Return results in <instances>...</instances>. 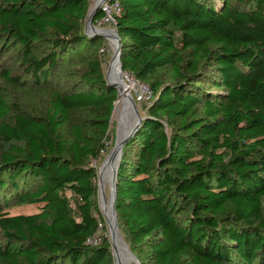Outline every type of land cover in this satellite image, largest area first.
<instances>
[{"label": "trees", "instance_id": "16d2710c", "mask_svg": "<svg viewBox=\"0 0 264 264\" xmlns=\"http://www.w3.org/2000/svg\"><path fill=\"white\" fill-rule=\"evenodd\" d=\"M90 1L0 0V264H114L93 163L118 93ZM115 1L122 74L153 92L117 172L125 243L139 264H264V0Z\"/></svg>", "mask_w": 264, "mask_h": 264}, {"label": "bare ground", "instance_id": "6f19581e", "mask_svg": "<svg viewBox=\"0 0 264 264\" xmlns=\"http://www.w3.org/2000/svg\"><path fill=\"white\" fill-rule=\"evenodd\" d=\"M101 30H102L101 33H105V34L110 33L112 36V32L109 31V29L105 28V29H101ZM106 40L109 43V45L112 47V49H114L113 37H111L110 39H106ZM111 60H112V58H111ZM109 73H110V75H109ZM107 75H108L109 82L116 85L118 88V100L115 103V108H116V104H117V109L119 110L118 112H120L123 109L122 105L125 104V106L127 107L128 111H129V113H127V115L129 116L128 119L126 120V122L122 121V124L120 126V137H118V135H117V141H116L115 149H118L119 142L121 140L122 135L124 134V132L126 130H128L130 128L131 124L135 120V111H134V108L131 106V103H130L131 94L126 89L124 81L120 77L121 73H118L116 65L114 62L110 63L109 71H108ZM125 78L127 79V82L130 85V90H131L133 87V82L131 80H129V78L127 76H125ZM120 99H122L123 101H120ZM123 112L124 113L127 112L126 108L123 109ZM112 153L113 152L111 151V153L108 155V157L104 161L103 165L101 166V168H100L101 170H99V172L101 171L100 173H101L102 188H103V182H105V179H107V177H109V183L111 186L113 183L112 182V176H113L114 167L117 166L118 154L116 151L114 154H112ZM100 173H99V177H100ZM104 202L105 201L102 200L101 210H102L103 214L105 215L107 221L109 222V225H108L109 238H110V234H112V238H110V244H111L112 248L117 251V259H118L119 263L120 264H128V262L126 260V250H127L128 254H129V250H128L127 245L124 242L123 236L119 230L118 222L114 221L113 213H112V199L108 205V209L106 212L103 210V206H102V204ZM129 256L133 259V262L135 264V260H134L133 256L131 254H129Z\"/></svg>", "mask_w": 264, "mask_h": 264}, {"label": "rangeland", "instance_id": "374dc122", "mask_svg": "<svg viewBox=\"0 0 264 264\" xmlns=\"http://www.w3.org/2000/svg\"><path fill=\"white\" fill-rule=\"evenodd\" d=\"M93 1L94 0L90 1V5L89 6L92 5ZM105 41H106V47L108 49H107L106 55L104 57L105 58V60H104L105 61L104 73H105V78L107 79V74H108V71H109V65L111 63V58H112V55H113V49L109 45V43L107 42L106 39H105ZM108 52H110L109 55H108ZM109 75H110V73H109ZM125 76H127V75H125ZM125 76L123 74L120 75V77L124 81L126 89L131 94V98L134 100V97H135L134 86L130 90V85L128 84L127 79L125 78ZM127 77L132 82L134 81V79L132 77H130V76H127ZM120 101H123V100L120 99ZM135 104H136V102H135ZM122 108L123 109L126 108L127 112L124 113L123 109L120 112H118L119 110L117 109V104H116V108L114 109L113 116L111 118L112 120H111V124H110V133H109L110 141L107 143V150L105 152H103L101 154V157L97 161H95L93 163V166L97 170V180H96V182H97L96 184H97V188H98L97 199H98V203H99L100 212L102 214L104 223L106 225V230H107L106 234L108 236L109 242H110V238H109L108 224H107V221H106V217H105V215L103 214V212L101 210L102 197H101L100 192H99L100 191L99 190V185L102 186V184H101V174H100V177H99V170H100L101 166L103 165L104 161L106 160V158L108 157V155L114 149V147L116 145V141H117V135H118V137H120V126L122 124V121L126 122V120L129 117L127 115V113H129V111H128L127 107L125 106V104L122 105ZM136 108H137V111H138L139 115L141 117H143V115L145 114V110L141 106H139L137 104H136ZM102 189L104 190V201H105L102 204V206H103V210L106 212L107 209H108V205H109V203L111 201V193H112L111 185L109 183V177H107V179H105V182H103V188ZM263 204H264V200H263ZM36 211H37L36 207L28 206V205L12 206L10 209H8V213L11 216H14V215H29V214L35 213ZM2 242H3V239H2V237L0 235V245L2 244ZM110 246H111V244H110ZM111 250H112L113 257H114V252H113L112 246H111ZM126 260H127L128 264H134L133 259L129 256L127 250H126Z\"/></svg>", "mask_w": 264, "mask_h": 264}, {"label": "water", "instance_id": "95a60500", "mask_svg": "<svg viewBox=\"0 0 264 264\" xmlns=\"http://www.w3.org/2000/svg\"><path fill=\"white\" fill-rule=\"evenodd\" d=\"M106 2H111V0H94L93 1L92 5L88 9L87 17H86V20H85L84 30H85L86 34H94V35L98 36L99 38H103V39H110L111 37H113V39H114V49H113V55H112L111 63L114 62L115 65H116L118 73L122 74V66H121V63H120L121 45H120V40H119V37L117 35L116 29L115 28L114 29H109V31L112 32V36H111L110 33L109 34L101 33L102 30L97 28L94 25V23H93V19H94L95 13L97 11H99L101 9V6L104 3H106ZM106 83L109 86H111L113 89L117 90V93H118L117 86L109 82L108 75H107ZM130 103H131V106L134 108V111H135V120L131 124L130 128L128 130H126L124 132V134L122 135L121 140L119 142L118 149H115V147H116V145H115L114 149L112 150V152H113L112 154H114L115 151L118 154V159H117L118 162H117V166L114 167L113 176H112V182L113 183H112V186H111V189H112V193H111L112 213H113L114 221H117V215H116V212H115L116 188H117V185H118L117 172H118V168H119V164H120V160H121V156H122V150H123V147L125 146V144L137 132V130L141 126V123H142V121L144 119V117H141L139 115V113L137 111V108H136V104H135L134 100L131 97H130ZM114 109H115V104H114ZM113 112H114V110H113ZM99 190H100L99 192H100V195L102 197V200H104V190L102 189V186H100V185H99ZM106 221H107V219H106ZM107 224L109 225L108 221H107ZM110 238H112V234H110ZM127 248H128V246H127ZM128 250H129V248H128ZM113 252H114V264H120L118 259H117V251L113 249ZM129 254H131L133 256V258L135 260V264H139L138 260L136 259V257L133 255V253L130 250H129Z\"/></svg>", "mask_w": 264, "mask_h": 264}, {"label": "built area", "instance_id": "2783aa9c", "mask_svg": "<svg viewBox=\"0 0 264 264\" xmlns=\"http://www.w3.org/2000/svg\"><path fill=\"white\" fill-rule=\"evenodd\" d=\"M100 10L101 17L97 20L95 26L100 29H114L116 18L121 13L120 4L115 0L106 2L101 6ZM133 86L135 91L134 101L136 104L148 108L153 101V92L150 87L145 83L136 81L135 79L133 81Z\"/></svg>", "mask_w": 264, "mask_h": 264}]
</instances>
